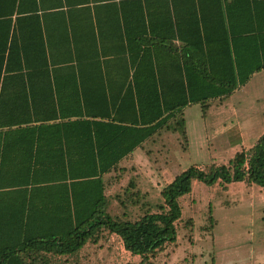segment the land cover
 I'll return each instance as SVG.
<instances>
[{"label": "crops", "instance_id": "crops-1", "mask_svg": "<svg viewBox=\"0 0 264 264\" xmlns=\"http://www.w3.org/2000/svg\"><path fill=\"white\" fill-rule=\"evenodd\" d=\"M19 2L22 10L17 11L16 4L8 18L6 14L0 16L1 39L7 32V42L12 40L21 55L20 62H12L14 66L28 64L49 73H28L25 66L21 72L6 75L5 83L0 84V261L98 264L95 262L100 256L107 264L112 240L116 238L123 246L115 234L105 233L97 243L87 242L74 254L54 255L48 251L50 234L67 227L57 219L66 217L67 203H71L70 182H64L63 187L59 185L62 182H50L48 178L63 176L61 161L66 147H71L73 155L74 151L79 153L81 131L87 127L74 122L83 118L107 122L117 112L123 118H132L135 112L137 115V109L124 108V95L133 90L134 81L163 83L169 103L176 104L183 97L182 81L189 97L182 78L187 72L193 90L190 96H202L208 92V81L196 74L225 72L227 41L231 58L235 48L245 73L263 61L252 33L258 23L257 10L264 17V7L257 9L246 0ZM11 4L12 0L4 4L7 10ZM5 20H9V27ZM235 63L232 66L236 72ZM135 68L139 72L134 74ZM236 80L238 84L229 96L209 98L204 113L200 103L189 102L181 114L170 118L166 126L124 157L119 162L127 178L124 187L133 178L135 188L147 194L148 201L151 185L144 182V173L139 170V164L150 162L153 156L147 144H155L181 128L190 140L188 146L192 140L198 146L195 140L202 137L198 150L210 163L226 164L237 152L248 151L264 133V66L254 70L243 84ZM144 89L142 85L141 92ZM181 115L188 117L189 128L183 126V119L180 124ZM26 118H31L30 122L11 123ZM192 165L206 167L197 162ZM133 167L136 171H129ZM113 172L103 175V194L110 215L113 196L107 187H112ZM156 176L154 172L148 175L155 185L159 181ZM219 189L234 202L247 197L252 209L264 212V188L246 181L205 186L194 180L191 191L183 197L194 205L201 198L211 207L210 191ZM214 203L223 205L221 199ZM136 208L128 207L129 211ZM131 256L137 264L140 258Z\"/></svg>", "mask_w": 264, "mask_h": 264}, {"label": "trees", "instance_id": "trees-1", "mask_svg": "<svg viewBox=\"0 0 264 264\" xmlns=\"http://www.w3.org/2000/svg\"><path fill=\"white\" fill-rule=\"evenodd\" d=\"M246 1L257 9L264 7V0ZM6 2L7 0L0 1V16L6 14L8 18L16 4L17 11L22 10L19 7V0H12L9 10L4 5ZM257 22L256 31L252 34H255L257 49L263 61L248 68L245 73L240 67L235 48L234 57L231 58L230 46L227 41L228 63L224 67L225 72L222 75H215L198 71L196 74L197 77L206 78L208 81L205 84L208 86V92L202 96H190L193 90L191 91V79L187 72H183L182 78L188 88L189 97L186 96L182 81L181 93L183 97L176 104L169 103L168 93L165 88L163 89V83L134 81L133 90L124 95V108L137 109V115L135 112V116L132 118L126 116L123 118L117 112L107 122L91 121L85 118L74 122L81 124L82 127H87L86 130L81 131L79 153L74 151L73 155L71 147H66L65 154L63 152L64 158L61 161L64 168L63 176L48 178L50 182H62L63 184L59 185L63 187H66L64 182L69 181L71 190V203H67L66 212L68 214L66 217L61 216L57 219V221H61V224L66 223L67 227L50 234L49 252L54 255L74 254L87 242L97 243L105 233L115 234L121 239L126 251L140 258L137 264H154V259L164 251L168 244L176 243L177 224L182 219L180 198L191 191L192 181L196 180L208 186L216 182L227 184L246 181L264 188L263 133L248 151L237 152L226 164L211 163L205 169L190 165L175 175L161 189V201L156 204V210H152L151 204L145 200L147 194H141L135 188L133 178H130L124 187V216L108 213L106 197L103 194V175L111 170H119V162L124 157L166 126L168 120L180 113L189 102L200 103L204 113L209 98L229 96L238 84L236 78L239 83L243 84L254 70H259L264 66V17L259 16L258 10ZM1 23L3 22L1 21L0 25ZM4 23L9 27V20H5ZM234 36L231 35L230 38ZM20 58L21 55L12 45V40L7 42V32L4 40L0 36V84L5 83L6 75L21 72L25 66L28 73H49L48 70L37 71L35 66L28 64L20 63V65L14 66L12 62L15 59L20 62ZM233 60L236 62L234 64L237 67L236 72L232 66ZM144 61L145 58L141 57V62ZM137 72H139V68H135L134 74ZM141 84L145 86L144 92L140 90ZM1 89L2 87H0V93ZM197 90L199 91V89ZM1 99L0 96V101ZM30 119L26 118V120L12 121L11 123L30 122ZM93 124L97 126L92 128ZM180 124L182 125V119ZM142 200L144 202H141ZM129 206H137V208L129 211ZM214 222L216 221L214 220ZM3 262L4 260L0 261V264Z\"/></svg>", "mask_w": 264, "mask_h": 264}, {"label": "rangeland", "instance_id": "rangeland-1", "mask_svg": "<svg viewBox=\"0 0 264 264\" xmlns=\"http://www.w3.org/2000/svg\"><path fill=\"white\" fill-rule=\"evenodd\" d=\"M181 119L184 120L183 126L189 128L188 117L186 119L181 115ZM167 135L156 140L155 144H147L153 151V156L150 162L143 161L139 164L140 173H144V182H149L152 186L148 194L152 210H156V204L161 201V189L175 175L195 162L205 165L204 169L211 164L201 154L202 150H198L203 143L201 136H198V141L195 140L198 146L194 145L193 140L188 146L190 140L186 139L188 135L185 136L184 128ZM129 169L136 171L135 167ZM153 172L157 173V185L148 178ZM111 182L112 187L108 186L107 189L113 196V215L124 216V182H127V178L124 179V166L113 172ZM202 185L208 186L204 183ZM210 193H213L211 207L201 198L197 199L195 205L185 197L180 200L182 219L177 224L176 243L168 244L154 259V264H264L263 210L252 209L247 197L234 202L230 195L220 189ZM217 199L223 201L222 206L214 203ZM109 252L111 255H107V264L137 262L125 252L116 238L112 240ZM102 260L103 257L99 256L95 263L104 264Z\"/></svg>", "mask_w": 264, "mask_h": 264}]
</instances>
